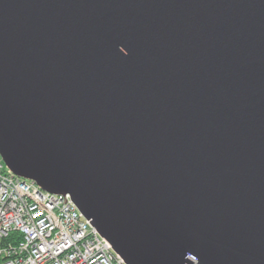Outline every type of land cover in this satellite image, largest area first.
Listing matches in <instances>:
<instances>
[{
	"label": "water",
	"instance_id": "water-1",
	"mask_svg": "<svg viewBox=\"0 0 264 264\" xmlns=\"http://www.w3.org/2000/svg\"><path fill=\"white\" fill-rule=\"evenodd\" d=\"M0 157L125 264H264V0H0Z\"/></svg>",
	"mask_w": 264,
	"mask_h": 264
},
{
	"label": "built area",
	"instance_id": "built-area-1",
	"mask_svg": "<svg viewBox=\"0 0 264 264\" xmlns=\"http://www.w3.org/2000/svg\"><path fill=\"white\" fill-rule=\"evenodd\" d=\"M0 264H125L69 194L13 174L0 157Z\"/></svg>",
	"mask_w": 264,
	"mask_h": 264
}]
</instances>
